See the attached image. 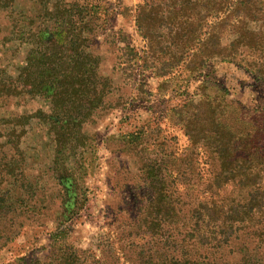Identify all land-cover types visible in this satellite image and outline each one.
Wrapping results in <instances>:
<instances>
[{
    "label": "rangeland",
    "instance_id": "1",
    "mask_svg": "<svg viewBox=\"0 0 264 264\" xmlns=\"http://www.w3.org/2000/svg\"><path fill=\"white\" fill-rule=\"evenodd\" d=\"M154 1L163 19L150 27L158 35L152 48L145 37L150 20L141 15L145 0H0V81L19 83L14 80L28 61L37 63L38 49L47 57L46 67L72 64L76 46L77 53L85 50L98 59L96 90L105 92L90 103L94 117L58 147L55 130L35 116L55 112L49 95L18 93L5 104L0 96V162L14 159L22 165L7 181L3 178L1 188L11 189L12 199L21 192L27 197L13 207L48 213L40 222L25 221L12 240L0 233V245L6 242L0 246V264H41L38 260L61 245L86 250L104 264H132L125 258L128 242L122 233L141 222L143 210L152 216L168 210L175 185L164 192L165 211L156 210L161 174L169 181L178 165L207 168L206 154H196L200 149L184 129L195 113L192 106L211 101L215 119L236 133L252 130L255 118H264V46L244 52L254 61L247 66L218 57L199 64L197 56L187 55L197 42H175L167 18L171 1ZM258 6L264 11V0ZM262 10L251 21L257 30H264ZM219 20L200 14L199 39ZM57 29L63 30L58 36ZM41 32L66 41L58 47L59 60L51 58L50 42L39 43ZM222 34L226 44L228 28ZM202 111L195 118L200 123L208 112ZM22 115L30 117L21 120ZM8 127L15 134L6 144ZM24 177L37 184L40 197L25 194ZM9 219L10 214L0 215V229L7 233Z\"/></svg>",
    "mask_w": 264,
    "mask_h": 264
},
{
    "label": "trees",
    "instance_id": "2",
    "mask_svg": "<svg viewBox=\"0 0 264 264\" xmlns=\"http://www.w3.org/2000/svg\"><path fill=\"white\" fill-rule=\"evenodd\" d=\"M170 1L172 5L167 18L171 21L170 27L174 28L175 42H197L198 46H189V54H186L197 56L199 64L205 58L218 57L222 60H237L239 64L247 66L254 61L249 60V53L244 52L264 46V30H257L251 23L258 19L256 12L258 14L262 10L258 6L261 0ZM159 11L160 4L154 0H145L141 6L144 21L150 20L145 37L152 41V48L158 35L151 33L150 27L154 22H162L163 14L160 15ZM200 14L203 17H220L219 21L208 25L202 39H199L202 34L198 22ZM226 28L230 37L223 44L222 32ZM61 31L57 29L54 35H60ZM46 34L41 32L39 43L50 42L53 47L51 58L59 60V48L66 41L56 42ZM195 47L196 51L193 50ZM71 51L72 64L54 62L46 67L47 57L38 49L36 54L32 53L37 63L31 64V59L28 61L14 80L19 83L0 81V96L5 97L4 104L10 96L18 93L51 97L57 108L55 112L45 115L39 111L35 116L55 130L57 147L62 146L66 137L69 140L74 128L79 130L94 117L90 103L105 95L104 89L96 90V83L101 80L97 71L98 59L92 58L85 50L77 53L76 46ZM91 92L94 95H90ZM192 107L195 113L190 115L191 119L187 120L184 129L193 144L196 143L200 149L196 154L201 151L206 154L207 168L203 169L192 161L193 164L189 163L185 168L178 165L177 175L172 180L168 181L165 174H161L158 183L162 191L156 198V210L165 211L164 199L168 195L164 192H169V186L175 185V190L170 193L171 204L161 216L157 213L152 216L148 209L143 210L141 222L129 230H123L124 239L128 242L125 258L132 264H264V118H255L252 130L242 129L236 133L227 124L215 119L211 101L202 100ZM203 108L208 112L203 123H200L195 118L203 113ZM29 117L22 115L20 119L28 120ZM64 129H70L68 135L64 134ZM7 130L10 140L5 143H13L11 136L15 132L9 127ZM2 162L0 215L10 214L9 220L12 221L8 233L6 229H0V233L2 237L8 236L7 240H12L20 227L27 224L25 221L40 222L48 213L40 210L27 213L13 207L15 201L24 202L27 197L21 192L16 199H12V190H3L1 187L3 178L7 181L15 169L22 170V165L14 159ZM23 180L20 187L26 189L25 194L31 199L40 197L36 193L37 184L25 177ZM21 216L23 219L19 218ZM86 252L61 245L38 262L104 264L95 256L89 258Z\"/></svg>",
    "mask_w": 264,
    "mask_h": 264
}]
</instances>
